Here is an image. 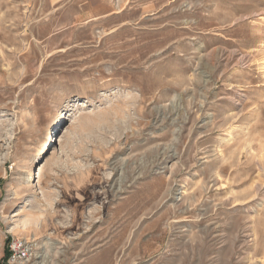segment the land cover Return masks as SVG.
Masks as SVG:
<instances>
[{
    "label": "rangeland",
    "instance_id": "rangeland-1",
    "mask_svg": "<svg viewBox=\"0 0 264 264\" xmlns=\"http://www.w3.org/2000/svg\"><path fill=\"white\" fill-rule=\"evenodd\" d=\"M17 239L264 264V0H0V264Z\"/></svg>",
    "mask_w": 264,
    "mask_h": 264
},
{
    "label": "built area",
    "instance_id": "built-area-1",
    "mask_svg": "<svg viewBox=\"0 0 264 264\" xmlns=\"http://www.w3.org/2000/svg\"><path fill=\"white\" fill-rule=\"evenodd\" d=\"M8 264H22L30 258V243L24 240H12L8 247Z\"/></svg>",
    "mask_w": 264,
    "mask_h": 264
},
{
    "label": "bare ground",
    "instance_id": "bare-ground-1",
    "mask_svg": "<svg viewBox=\"0 0 264 264\" xmlns=\"http://www.w3.org/2000/svg\"><path fill=\"white\" fill-rule=\"evenodd\" d=\"M26 180H30V177L28 179H26Z\"/></svg>",
    "mask_w": 264,
    "mask_h": 264
}]
</instances>
